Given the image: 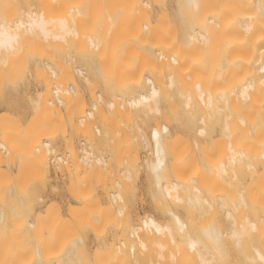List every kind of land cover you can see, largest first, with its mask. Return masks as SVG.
I'll return each instance as SVG.
<instances>
[{"label": "bare ground", "instance_id": "bare-ground-1", "mask_svg": "<svg viewBox=\"0 0 264 264\" xmlns=\"http://www.w3.org/2000/svg\"><path fill=\"white\" fill-rule=\"evenodd\" d=\"M206 9L204 0H0V82L22 88L12 101L26 97L32 111L47 112L9 127L24 133L18 140L29 144L42 183L54 173L55 150L39 136L46 123L83 129L98 150L69 151L77 203L64 209L0 184V264H264V182L252 180L264 177V147L241 140L251 127L264 129V111L252 112L264 107V58L256 55L264 0H255L254 17L233 23L239 36L222 38L214 51L210 33L224 35V27ZM40 48L63 61L34 57ZM238 49L247 52L239 58ZM229 68L236 70L229 88L219 95L206 88L205 78L223 86ZM62 74L70 90L47 91ZM83 82L88 93L100 89L88 110ZM232 120L238 129L230 130ZM215 131L223 145L210 155ZM4 148L0 139V163ZM139 166L152 203L135 219L117 188L129 187ZM77 226L88 230L70 242ZM51 230L57 239L48 244Z\"/></svg>", "mask_w": 264, "mask_h": 264}, {"label": "rangeland", "instance_id": "rangeland-1", "mask_svg": "<svg viewBox=\"0 0 264 264\" xmlns=\"http://www.w3.org/2000/svg\"><path fill=\"white\" fill-rule=\"evenodd\" d=\"M241 0H204L205 5L207 6L206 12H207V17L213 19V21L215 22H220L223 23V27L222 28V34L224 35H215L213 31H211L210 33V37H211V50H215L217 48L216 43L221 40L222 38H228V39H233L239 36L238 32L235 30V28L233 27V23H235L237 21V19H246L249 17H254V6H255V0H244V4H240ZM166 19V18H165ZM88 22V21H87ZM89 23V22H88ZM86 23V24H88ZM88 26V25H85ZM41 49V48H40ZM38 49V50H40ZM75 49V48H73ZM72 49V51H73ZM50 50V49H49ZM68 50V49H67ZM66 50V51H67ZM71 50V49H69ZM37 51V49H36ZM41 51L38 53V51L36 52V54H34V57L38 54V56L36 57H42L44 59H47L46 62L48 64H55L56 61H60L62 62L63 60H61L60 58H58L59 55H57V53H55L56 56L51 55L53 52L51 51V53L47 56V54H45L44 52H47L46 48L41 49ZM72 51H70V55L71 57H75L76 52L72 53ZM68 52L63 53L62 55H66L68 56ZM247 50L246 49H238L237 53H235L236 56H238L239 58L246 53ZM42 54V55H41ZM45 54V55H43ZM41 55V56H40ZM61 55V54H60ZM69 55V56H70ZM75 55V56H74ZM256 55L258 57L264 58V47L260 46L259 50L256 52ZM47 56V57H46ZM50 57V58H49ZM55 57V58H54ZM57 57V58H56ZM61 57V56H59ZM69 58V57H67ZM49 60L50 63H49ZM72 67V65H70ZM69 66V68H70ZM69 70V69H68ZM227 72L231 73L229 74V78L228 81L223 85V86H219V87H212L211 86V82L208 79H202L203 82H205L206 88H210L214 94L219 95L222 91L226 90L227 88L230 87L231 84H233V80L232 78L235 75L236 70H233L231 68L226 69ZM61 76H65L66 78H62L63 82L65 81L64 79H66V81L63 85V82L61 80ZM60 76V78L58 79V77H56L55 79H53L54 81L50 82L49 87L47 89V91L54 89L55 87H58L61 89H67L70 90V87L72 86V83L69 81V79H67V75L66 74H62ZM13 81V79H11ZM58 80H60V82H57ZM8 82H3L4 84H2L0 82V93H1V97L0 100L2 101L4 99H6V101H0V139L5 143V148L2 150L5 155H3L4 160L0 163V184L1 186L4 188L5 187H14L15 192H18V195L21 193L22 196H26L29 195L27 197V199L30 197L33 198V196H43L47 202L46 205L48 206V209L50 207L49 204H47L48 202H52V201H56L57 203L52 204L51 206H53L54 210L56 209L57 206H61V208H65L64 206H66L67 202H73V204L77 203L76 198H72V188L75 186L74 181H72L73 177L77 176V172L76 171H72L68 173V170L71 167V161L75 160L74 159V154L76 153L77 156L82 157L83 155L86 154V150L88 151H92L96 154V152H98V150L96 149V147H93L92 144L85 138L84 135V131L81 128H73L71 125H69L68 122L65 123V125H60V124H53V123H46L44 126V133L43 135L40 134L39 136H42L41 139L43 140H49L50 141V147L53 148L55 150L54 153L49 154V158H51V163L54 166L53 170V177L50 180V182H48L47 184H43L41 181V176L37 173L36 167L39 166L38 162L34 161L33 158H31V156L29 155V144L28 146L24 147L21 145V142H19L18 139L22 138L24 136V133H18L17 135L12 134V131H9V127L12 124V121L14 119H18L21 122H23L24 126L25 124H27L28 121H30L31 118H33V114H45L47 113L46 111L43 113V111H32L30 105H27V98L23 97L20 101L21 103L24 102L25 105L22 106L21 103L18 104V102L16 101H12L11 99H13V96H18L21 92L22 88H19L18 84L16 83H11L10 80H6ZM62 82V84H61ZM59 83V84H58ZM16 84V85H15ZM43 83H40L38 85H42ZM82 85H86L87 86V82H83ZM43 86V85H42ZM42 86H40V89L42 88ZM86 86L84 87L86 92L84 91V95L86 96V101L84 102V110H88L90 108H92V102H93V98L97 95L98 92H100L99 88H95L93 93H88L89 89L86 88ZM45 90V89H44ZM88 90V91H87ZM96 91V92H95ZM46 92V90H45ZM44 92V93H45ZM90 92V91H89ZM6 93V96L5 94ZM10 94H14L13 96ZM18 94V95H17ZM47 94V93H46ZM114 94H116V92H114ZM8 95H10L9 100L7 99V97H9ZM15 98V97H14ZM11 100V101H10ZM10 101V102H7ZM78 112L82 111L78 108H76ZM59 112H61L62 114H66V108L64 105L60 106L57 109ZM249 111H251L252 109H247ZM259 111H264V107H260L259 110H253L252 112H259ZM47 115V114H45ZM122 124V121H119ZM118 121H115V126H117ZM119 123V125H121ZM238 123L236 120H232L230 122V130H236L238 129ZM122 126V125H121ZM118 126V127H121ZM215 139V146L211 145L209 152L210 155H213L215 152L218 151V149L221 147V145H223V140L219 137V133L218 131H215L214 133ZM241 140H245L247 142H252L254 143V145L256 146V148H260V147H264V129L261 128V126L258 127H251L250 129H247L244 131V133L241 135ZM205 137V136H204ZM203 137V138H204ZM237 140V139H235ZM228 143H230L227 140ZM242 142V141H241ZM232 143H234V141H232ZM243 143V142H242ZM234 146H236L235 144H233ZM225 146H227V143L225 142ZM27 147V149H26ZM237 147V146H236ZM238 149H240L238 147ZM70 150H72L74 152V154L72 155L71 152H69ZM147 150H143L141 151L140 154V158L142 160L143 157H146L148 153H146ZM21 155L23 156L21 159H19L21 157ZM145 155V156H144ZM57 158H60L59 160ZM78 158V157H76ZM115 159L112 160V162ZM117 160V159H116ZM140 161V160H139ZM142 163V161H141ZM138 162V164H141ZM257 170L260 171L261 167L260 166H256ZM135 168L132 171V178L130 179V181H125L129 184V187H125L120 186L117 189H120L121 191L124 190L123 193V198H124V202H126L128 204V207L132 208V215H134L135 219L137 217V214H140V212L142 211V209L144 207H148L149 205L151 206V200L150 197L146 191V188L148 186V183L146 182V179H144V175H143V169L141 166H139V170L140 172L137 173L135 172ZM106 170H103L101 173H106ZM263 172V171H262ZM259 172V173H262ZM223 174V173H222ZM216 175V174H215ZM221 173L219 175V173H217L216 178H218V180L222 179ZM257 179L260 180L259 182H257ZM253 182L254 184H260L264 182V177H253ZM13 184V185H12ZM10 185V186H9ZM16 186V187H15ZM41 186V187H40ZM52 186V187H51ZM58 189H56V187ZM12 187V188H13ZM39 187V188H37ZM85 187V186H83ZM37 188L40 192L38 193ZM42 188V189H41ZM44 188V189H43ZM53 188H55L56 190H54ZM52 189V191H51ZM31 190V191H30ZM37 190V191H36ZM93 189H90L89 187H85V195H89L90 193H92ZM30 191V192H29ZM34 191V193H33ZM28 192V193H25ZM36 193V195H35ZM25 194V195H24ZM33 196L31 197L30 196ZM42 194V195H41ZM93 195V194H92ZM91 195V196H92ZM90 196V197H91ZM95 202L97 200L100 199L101 204H103L104 202L107 203L109 201H107L108 199L105 198H100V196L98 197H93L92 198ZM45 200V201H46ZM99 201V202H100ZM98 202V201H97ZM104 203V204H105ZM74 204V205H75ZM114 205V204H113ZM111 203V207L113 206ZM47 206H45L47 208ZM115 206H113L114 208ZM53 210V209H52ZM67 219L69 218L70 221V216L66 217ZM69 221L66 220V222L68 223ZM84 226V225H82ZM82 226H77L74 229H71L70 232H74L76 233V235H74L73 237H71L70 242L74 239H76L78 236V234L81 235V233L83 234L85 231H87L88 229H85L86 227H84L85 230L82 229ZM104 232H108L110 231V227H104L103 228ZM72 233V234H74ZM57 239L56 237V230H51V231H47L44 236H43V240L46 241V243L51 244L53 242H55V240ZM23 240V239H22ZM229 253H232L233 250L229 249L228 251Z\"/></svg>", "mask_w": 264, "mask_h": 264}]
</instances>
